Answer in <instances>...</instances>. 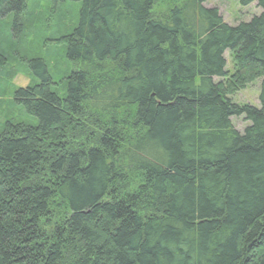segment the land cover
Instances as JSON below:
<instances>
[{
  "label": "trees",
  "instance_id": "1",
  "mask_svg": "<svg viewBox=\"0 0 264 264\" xmlns=\"http://www.w3.org/2000/svg\"><path fill=\"white\" fill-rule=\"evenodd\" d=\"M160 1H51L79 10L59 38L78 69L60 89L33 57L37 83L12 94L31 123L0 134V264H264V12L231 27L208 0H175L158 19ZM28 2L0 0L9 31ZM227 51L237 71L224 86ZM257 79L260 108L235 105ZM86 112L93 136L78 149L65 142L85 138L73 128Z\"/></svg>",
  "mask_w": 264,
  "mask_h": 264
},
{
  "label": "rangeland",
  "instance_id": "2",
  "mask_svg": "<svg viewBox=\"0 0 264 264\" xmlns=\"http://www.w3.org/2000/svg\"><path fill=\"white\" fill-rule=\"evenodd\" d=\"M51 1L29 0L27 13L23 20V28H20L19 35L17 31H9L10 18H0V134L3 130L5 131L9 123L13 125L31 123V119L24 109L15 105L12 98L13 92L18 88H25L37 83L32 75L33 72L27 69L25 62L33 57H45L47 64H49L50 73L56 83H61L59 82L60 79L64 78L69 72L78 69L77 66L66 63L63 53L64 43H61L59 38L65 34H70L73 30L79 10L74 5L60 6L54 9ZM175 5V0H161L156 5L154 17L164 19ZM205 6L218 9L223 20L231 27H235L240 23H248L252 18L260 16L264 12L256 3L243 7L240 5L239 0H208ZM18 36L22 38L15 40ZM224 58L227 63L228 77L225 79L214 78V82H221L226 86L237 71L236 54L233 51H227ZM56 85L60 89L64 88L63 83ZM260 93L261 80L257 79L250 84H246L244 88L236 91L229 98L240 108H260ZM95 117L102 120L101 116ZM91 118L92 115L86 112L83 122H80L81 125L76 124L73 128L75 131L77 127L82 126L83 132L80 134L85 135V138L79 139V136L73 135L71 140H67L65 143L79 149L80 145L85 142L86 135L88 138H92L94 127L91 124ZM117 119L120 122H128V131H131V133L125 130L124 136H127L128 139L132 138V131L135 128L134 119L127 118L125 114ZM231 120L234 128L240 133H244L250 125L245 116L233 117ZM120 124L118 125L120 126ZM121 127H123L122 124ZM37 172H39V169ZM41 174L40 172L39 175ZM64 213L55 216L52 221L50 220L52 227L58 224ZM52 217L54 215L49 219Z\"/></svg>",
  "mask_w": 264,
  "mask_h": 264
}]
</instances>
